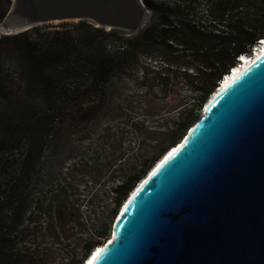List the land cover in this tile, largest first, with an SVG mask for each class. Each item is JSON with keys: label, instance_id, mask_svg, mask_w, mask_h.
Returning a JSON list of instances; mask_svg holds the SVG:
<instances>
[{"label": "trees", "instance_id": "obj_1", "mask_svg": "<svg viewBox=\"0 0 264 264\" xmlns=\"http://www.w3.org/2000/svg\"><path fill=\"white\" fill-rule=\"evenodd\" d=\"M142 1L152 17L132 35L79 21L61 23L73 26L74 31L51 32L47 31L50 25L44 24L0 37V179L6 181L0 182V264H42L17 248L25 221L34 211L47 205L53 218L65 220L69 214L80 223L68 197L47 204L43 198L46 192L37 187L40 182L53 185L55 177L58 181L53 194L61 195L75 180L93 175L90 164L112 134L109 124L99 129L96 121L118 91L115 78L141 72L139 78L146 84V96H150L151 81L157 82L154 91L165 93L173 86V79L182 76L200 93L197 106L201 109L239 57L249 56L264 38V0H210L206 12L213 18V32L193 24L188 4ZM11 5L12 0H0V22L6 19ZM142 58L158 61L159 66L151 69V79L141 70ZM154 104V97L142 102L148 113L156 109ZM83 125H98L94 137L102 140V146H95L90 135L81 138L90 140L88 145L73 152L64 140ZM186 126L182 124L180 132ZM166 151L167 147H162L144 160L141 153L136 154L138 160L132 163L131 173L124 174L119 185L111 188L115 205L97 235L99 242L88 239L83 257L73 264H83L100 240L109 235L111 222L130 192ZM17 154V168L8 170L9 159ZM125 155L120 153L118 161ZM68 160L71 162L65 166ZM44 168L46 175L42 174Z\"/></svg>", "mask_w": 264, "mask_h": 264}, {"label": "water", "instance_id": "obj_2", "mask_svg": "<svg viewBox=\"0 0 264 264\" xmlns=\"http://www.w3.org/2000/svg\"><path fill=\"white\" fill-rule=\"evenodd\" d=\"M6 19L10 34L87 21L132 35L151 12L142 0H12ZM126 199L87 264H264V54Z\"/></svg>", "mask_w": 264, "mask_h": 264}, {"label": "rangeland", "instance_id": "obj_3", "mask_svg": "<svg viewBox=\"0 0 264 264\" xmlns=\"http://www.w3.org/2000/svg\"><path fill=\"white\" fill-rule=\"evenodd\" d=\"M165 1L190 5V20L193 24H196L200 30L206 32H213L215 29L212 16L206 12V4H211L212 1ZM246 10L245 8L241 11L244 12ZM8 23L7 19L0 22V28L5 27L8 30ZM61 23L65 22L50 23L47 31L69 32L75 30L73 26H62ZM5 35H10V33L0 31V37ZM156 62L158 61L142 58L141 70L145 71L150 79L153 78V73H150L151 69L159 66ZM194 63L195 65L197 64L196 61ZM140 76L141 72H137L135 76L118 77L114 80L118 86L115 87L118 88L119 92L115 93L114 99L109 103L106 102L104 110L96 121L99 129L103 124H109L112 128V134L105 142L101 154L92 161L94 164H90L93 175L89 177L87 174L84 178L75 180L61 191V195L53 194L58 181L55 177L53 185L47 186L40 182V186L37 187L46 192L43 194V198L47 200V204L52 200L58 203L63 197H68L71 207L75 206L74 212L77 211L80 216V223H76L72 219L73 215L69 214L65 220H60L57 217L53 218V215L46 209V205L43 210L34 211V214L26 219L25 231L18 237L20 240L17 244L18 250L30 253L34 258L41 260L42 264H73V262L80 260L83 257L84 246L88 239L99 242L97 235L101 231L103 224L108 222L110 211L114 209L115 205V194L112 193L111 188L119 185L124 174L131 173L130 167L133 166L132 163L138 160L136 154L141 153L139 156L141 160H144V158L152 157L162 147H167L168 151L181 141L187 134L188 129L201 118L206 103L203 104L201 109H198L200 93L195 91L184 80V77L180 76L173 79V86L168 87L165 93L154 91L157 88V82L151 81L152 91L150 96H146V84L141 82ZM122 88L124 89L120 90ZM153 97L156 109L148 113L142 102L152 101ZM185 123L187 125L185 131L180 132V126ZM96 127L80 126L78 133L64 140L66 148L77 152L81 149L80 146L84 145L86 147L90 140H81V138H86L90 135L96 136L97 133L94 131ZM145 132L147 133L145 134ZM179 134L181 135L179 136ZM101 141L98 137H94L91 140L95 146L98 145L99 147L102 146ZM122 152L126 154L125 159L118 161ZM18 158L17 154L12 159H9L8 170L17 168ZM125 161L127 164L121 165V162L124 163ZM68 162L65 166H69L71 161L68 160ZM47 172V168H44L42 174L46 175ZM98 173L100 175L97 176ZM0 182L5 183V178H1ZM74 201H76L75 205ZM116 216L111 222L109 235L106 238H102L100 240L101 243L97 246L103 245L111 237Z\"/></svg>", "mask_w": 264, "mask_h": 264}, {"label": "bare ground", "instance_id": "obj_4", "mask_svg": "<svg viewBox=\"0 0 264 264\" xmlns=\"http://www.w3.org/2000/svg\"><path fill=\"white\" fill-rule=\"evenodd\" d=\"M5 30V31H4ZM0 31L2 32H7V30L5 29V27H2L0 28ZM7 33H10V32H7ZM264 54V47L263 49H261V51H258L257 53H255V55L253 56L252 55H247V56H244L243 58H241V60L239 59V62L238 64L234 67L235 70L233 71V73H229L228 76L225 77V80L223 82V84L219 85V89L218 90H215V94H218L219 92H221L224 88H226L230 83H232L242 72H244L254 61H255V58L257 57H260ZM222 81V80H221ZM192 127V126H191ZM190 127V128H191ZM171 149V148H170ZM169 151V150H168ZM127 200V199H126ZM125 200V201H126ZM111 238V237H110ZM109 238V239H110ZM102 245H99L97 247H101ZM96 249V248H95ZM95 249L92 251L94 252ZM91 256V254H90ZM89 256V257H90ZM89 257L86 259V260H89ZM85 263V262H84ZM83 263V264H84Z\"/></svg>", "mask_w": 264, "mask_h": 264}, {"label": "clouds", "instance_id": "obj_5", "mask_svg": "<svg viewBox=\"0 0 264 264\" xmlns=\"http://www.w3.org/2000/svg\"><path fill=\"white\" fill-rule=\"evenodd\" d=\"M263 41H264V38H263V39H259L258 42H257V44L254 45V46H257L258 44L262 43ZM254 46H253V47H254ZM263 47H264V46H262L261 49H263ZM251 53H252V52H251ZM250 55H252V54H250ZM244 56H247V55H246V54H243V55H241V56L239 57V59L241 60V58H243ZM253 56H254V55H253ZM256 58H257V57H256ZM256 58H255V59H256ZM232 70H235V68L230 69L229 73H230V72L232 73ZM226 76H228V74H226V75L223 76L222 81L219 82V85H220V84L222 85V82L225 80V77H226ZM219 88H220V87L218 86L216 90H218ZM214 93H215V91H214ZM205 106H206V105H205ZM205 106H204V107H205ZM91 254H92V253H91ZM85 261H86V260H85ZM88 261H89V260L86 261V264H87Z\"/></svg>", "mask_w": 264, "mask_h": 264}, {"label": "built area", "instance_id": "obj_6", "mask_svg": "<svg viewBox=\"0 0 264 264\" xmlns=\"http://www.w3.org/2000/svg\"><path fill=\"white\" fill-rule=\"evenodd\" d=\"M262 46H264V41L262 43L258 44L257 46H254L252 48L251 54L255 55V53H257L258 51H261ZM238 62H239V60H238ZM233 71L234 70H232V73H233Z\"/></svg>", "mask_w": 264, "mask_h": 264}]
</instances>
